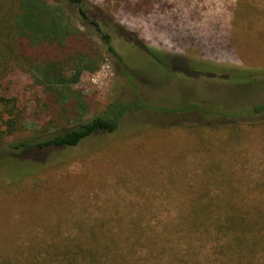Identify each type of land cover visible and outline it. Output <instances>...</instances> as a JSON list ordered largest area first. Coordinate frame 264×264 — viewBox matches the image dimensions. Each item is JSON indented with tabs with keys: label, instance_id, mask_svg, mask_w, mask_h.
Listing matches in <instances>:
<instances>
[{
	"label": "rangeland",
	"instance_id": "obj_1",
	"mask_svg": "<svg viewBox=\"0 0 264 264\" xmlns=\"http://www.w3.org/2000/svg\"><path fill=\"white\" fill-rule=\"evenodd\" d=\"M85 2L131 40L118 45L120 58L97 38L103 61L73 86L85 101L77 113L46 105L20 70L0 77V97L19 120L8 134L11 118L2 115L0 264H60L59 244L97 242L110 261L217 264L216 236L189 235L187 215L192 205H264V113L252 112L264 105V0ZM234 72L259 78L229 79ZM112 101L131 106L117 134L98 133L77 149H10Z\"/></svg>",
	"mask_w": 264,
	"mask_h": 264
},
{
	"label": "trees",
	"instance_id": "obj_2",
	"mask_svg": "<svg viewBox=\"0 0 264 264\" xmlns=\"http://www.w3.org/2000/svg\"><path fill=\"white\" fill-rule=\"evenodd\" d=\"M77 14L86 20L82 27L77 25ZM127 37L130 35L120 27L97 16L85 0H0V77L20 70L31 76L34 84L42 89L46 105L71 112L85 103L84 97L75 92L73 86L83 73H94L101 67L103 59L97 38L110 55L119 56L118 45L124 46ZM152 54L158 63L173 68L172 64ZM151 65L157 66V63ZM186 71L182 69L183 75H180L190 76ZM198 74L203 76L205 73ZM227 76L237 81L259 78L255 73L242 72ZM9 105V100L0 97V145L19 122L18 112ZM130 109V105L112 101L103 111L86 120V115H81L80 122L77 120L74 126L47 133L45 138L20 141L10 149L19 155L34 149H77L98 133L117 134L123 130L121 122ZM252 112L256 115L264 113V105L254 106ZM3 113L11 118L8 134L1 124ZM246 126L249 127H237V137L246 131ZM133 127L137 125L129 123L127 130L136 132L138 128ZM187 222L189 235L202 231L216 236L220 257L217 264H264V205H192ZM111 246L116 249L115 242ZM53 249L60 264H146L134 261L126 254L109 257L110 261L104 256L107 247L103 248L98 242L95 246L59 244ZM51 257L54 258L53 254ZM191 257L196 258L192 254ZM53 262L54 259L46 264ZM189 263L200 264L194 259L180 264ZM207 264H213L209 258Z\"/></svg>",
	"mask_w": 264,
	"mask_h": 264
}]
</instances>
